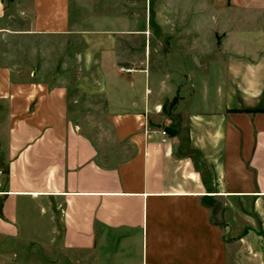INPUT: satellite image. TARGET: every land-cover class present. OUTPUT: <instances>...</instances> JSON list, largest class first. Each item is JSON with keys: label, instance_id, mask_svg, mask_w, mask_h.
I'll return each mask as SVG.
<instances>
[{"label": "crops", "instance_id": "1", "mask_svg": "<svg viewBox=\"0 0 264 264\" xmlns=\"http://www.w3.org/2000/svg\"><path fill=\"white\" fill-rule=\"evenodd\" d=\"M260 49L264 0H0V264H264Z\"/></svg>", "mask_w": 264, "mask_h": 264}, {"label": "built area", "instance_id": "2", "mask_svg": "<svg viewBox=\"0 0 264 264\" xmlns=\"http://www.w3.org/2000/svg\"><path fill=\"white\" fill-rule=\"evenodd\" d=\"M162 134L165 136L164 141H167V138H166V136H167V131H166V130H163V131H162ZM2 173H3V171L0 170V175H1Z\"/></svg>", "mask_w": 264, "mask_h": 264}, {"label": "rangeland", "instance_id": "3", "mask_svg": "<svg viewBox=\"0 0 264 264\" xmlns=\"http://www.w3.org/2000/svg\"><path fill=\"white\" fill-rule=\"evenodd\" d=\"M139 20H143V22L141 21V22H142L141 24H143V25H144V20H145V17H143L142 19H140V18H139ZM260 52H261V53L263 52V54H264V49H260Z\"/></svg>", "mask_w": 264, "mask_h": 264}, {"label": "trees", "instance_id": "4", "mask_svg": "<svg viewBox=\"0 0 264 264\" xmlns=\"http://www.w3.org/2000/svg\"><path fill=\"white\" fill-rule=\"evenodd\" d=\"M234 111H243V110H234ZM247 112H251V110H247Z\"/></svg>", "mask_w": 264, "mask_h": 264}]
</instances>
